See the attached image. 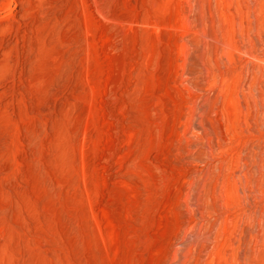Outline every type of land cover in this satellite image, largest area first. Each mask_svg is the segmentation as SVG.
Instances as JSON below:
<instances>
[{
    "label": "rangeland",
    "instance_id": "374dc122",
    "mask_svg": "<svg viewBox=\"0 0 264 264\" xmlns=\"http://www.w3.org/2000/svg\"><path fill=\"white\" fill-rule=\"evenodd\" d=\"M0 264H264V0H0Z\"/></svg>",
    "mask_w": 264,
    "mask_h": 264
}]
</instances>
